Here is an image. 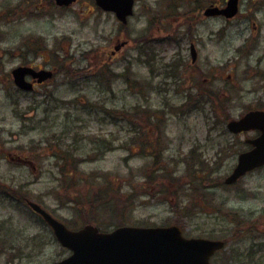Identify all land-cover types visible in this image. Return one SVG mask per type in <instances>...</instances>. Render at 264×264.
<instances>
[{"label":"rangeland","instance_id":"374dc122","mask_svg":"<svg viewBox=\"0 0 264 264\" xmlns=\"http://www.w3.org/2000/svg\"><path fill=\"white\" fill-rule=\"evenodd\" d=\"M199 4L179 0L171 14L165 0H137L124 29L94 0H78L67 8L54 0H0V226L7 234L0 244V264H50L69 254L26 199L76 228L85 222L100 227L119 223L115 213L94 211L88 217L89 206H76L68 181L72 178L85 199L106 182L124 184L127 194L134 190L137 198L128 224L178 223L188 236L224 239L227 247L214 258L215 264H264V167L234 185L224 184L237 153L247 148L246 134H232L228 120L249 109H264V0H242L232 20L202 17L198 9L207 3ZM145 36L150 46L138 48ZM119 39L129 43L110 53ZM192 42L198 51L194 65ZM35 47H41L42 58L30 53L31 60L45 64L44 58L50 57L56 68L53 100L40 93L13 99L8 74ZM146 48L156 56L153 67L160 72L181 60V76L171 79L152 72L148 57L138 51ZM101 52L108 63L116 55L113 69L128 70L134 80L130 88L113 76L111 94L104 85L102 96L116 102L105 105L97 94L102 89L100 71L90 65L103 59ZM203 80L225 96V110L212 111L208 102L200 108L198 97L193 100L198 108L187 107L185 88L196 90ZM105 107L124 119H98ZM97 138L101 149L108 142L114 149L99 156L92 144ZM55 141L56 146L61 141L74 146L81 160L74 167L70 160L76 157L69 155L61 163L71 172L66 178L54 164L59 160L53 156ZM151 152L160 156L164 172L157 171ZM199 154L207 162L204 173L196 167ZM195 169L199 182L190 177ZM202 184L205 192L200 191Z\"/></svg>","mask_w":264,"mask_h":264},{"label":"water","instance_id":"95a60500","mask_svg":"<svg viewBox=\"0 0 264 264\" xmlns=\"http://www.w3.org/2000/svg\"><path fill=\"white\" fill-rule=\"evenodd\" d=\"M76 1L55 0L59 6H70ZM239 1L227 0L224 7L211 5L204 13L231 18L239 11ZM96 3L104 10L115 12L119 20L126 22L134 12L135 0H96ZM193 58H196L195 51ZM28 72L39 74L40 80L52 75L46 70L37 73L30 67L16 68L13 72L15 82L26 89L30 83L25 81L24 75ZM228 128L234 133L249 129L261 131L258 137L248 139L253 148L239 154L236 166L225 180L230 184L264 164V110H251L239 119L231 120ZM28 204L54 229L61 244L73 251L67 258L51 264H211L210 257L224 246L222 240L185 237L182 228L177 225L123 226L112 232H101L98 227L87 225L81 230L72 231L39 203L29 200Z\"/></svg>","mask_w":264,"mask_h":264},{"label":"trees","instance_id":"16d2710c","mask_svg":"<svg viewBox=\"0 0 264 264\" xmlns=\"http://www.w3.org/2000/svg\"><path fill=\"white\" fill-rule=\"evenodd\" d=\"M165 1L169 5H174L176 7L178 6V3H179V0H165ZM209 1L210 0H189L190 3H192V4L200 3L199 5H201L202 3H205V2L209 3ZM214 1L221 2L223 0H214ZM182 5L183 4H181L179 6H182ZM144 38H146V36L141 38V40L143 42H145ZM148 49L149 48H146L147 51L144 50V53L146 55L149 54ZM155 61H156V56L153 54L149 57V59L146 60V62L149 63V67L151 68L152 72H157L158 75H163L164 78L170 77L173 79H174L173 76H175L177 74L181 75L180 74V70H181L180 67L181 66L174 65V66H171L170 69L167 68V66H166L164 68L163 72H160L158 68L154 69V67H153ZM63 71L66 75H69V73L66 69H63ZM157 74H154V75H157ZM121 76L123 78H125V81L130 84V88H131V84L134 82V80H130L128 70L126 72L122 73ZM204 82H206V81L205 80L200 81L198 86H196V90L194 89L193 91H189V89H188L187 91H185V96H186L185 97V99H186L185 103H186L187 107L189 109L198 108L197 104L193 103L194 98L198 97L199 99H201V103L199 104L200 108H202L203 104L208 102L210 104L211 110L213 108L215 109V111L225 110L226 109V99H223V97H225V96H223L220 92L211 90L210 85H206ZM191 84H193V83H191ZM138 91L140 92V94H142L143 88H139ZM227 99L230 102L231 97H228ZM136 107H138V106H136ZM136 110H138V109H136ZM108 112L113 117V119H118L121 117L119 115L114 114L111 111H108ZM121 118L124 119V117H121ZM150 119H151V117H150ZM65 132L69 133L70 130L65 131ZM77 135H78L77 133L74 135L73 145H75L74 143L76 141H78ZM62 138H64V137L62 136ZM56 141L53 143L55 145V147H53V156H55V158H56V156H58L59 160L54 161V164H55V166H57L59 168L61 176H64V178H66L68 175H70L71 172L69 171L67 164H61V163L63 161H66L67 159L70 160L68 158L69 155L76 157L74 155L75 147L72 145L66 146L64 141H61V143H58V145L56 146ZM96 141H97V143H100V144L102 142L101 139H98ZM100 144L95 147L98 155H99V151H102V153H104L105 151H108V150H111L114 148L113 145L111 144V142H108V144L103 149L100 148ZM71 148H73V149H71ZM58 149L61 152L56 155ZM195 152H196V149L190 151V154H194ZM151 155L153 157V164L155 165V167H157V171L164 172L165 170L163 169V167H160V163H161L160 156L157 154H153L152 152H151ZM88 157H93V156H91V155L85 156L86 159ZM78 158L76 157V158H73V160H70V161H72L74 167L78 166L79 163L81 162V160ZM196 161L198 163V166H196V167L198 168V170L200 172L204 173L205 172L204 171V168H205L204 165L207 162L202 158L201 154H199V159H197ZM189 164L191 165V167L193 166V164L196 165L195 163H192V162H190ZM198 170L195 169V171H192L190 174L191 179L192 180L194 179L193 182H196V181L199 182V179L197 178V175H196V173H198ZM148 179H150V178H149V176L146 175L145 180L147 182H148ZM68 181H69L70 187H72L71 188V194L74 197L73 201L75 202V205L79 206V207H81V205L89 206V211H87L88 217H92L94 215V213H93L94 211H104V212H108V213L109 212L115 213V215L119 217V218L118 217L116 218L117 221L119 222V223L117 222L118 225H123L124 223H127L126 219H127L128 211H130L132 209L133 203H134L135 199L137 198V197H135L136 193L134 192V190L131 189V192L129 194H127V192L124 191V189H125L124 184H121V185L116 184L117 186L113 187L110 182H106L105 184L103 183V185L101 184V185L97 186L98 188L93 192L92 196L90 198L85 199L86 196L83 194L82 190L79 189L77 180L72 178L71 180H68ZM188 186H189L188 189L193 190V187H190L191 182L188 183ZM204 186H205V184L204 185L202 184V186L199 185L201 192H205ZM80 212H82V211L80 210ZM109 227L110 226H108V227L106 226L104 229H109ZM0 234H1L0 235V244L3 245L4 239H5L4 237H7V234L5 231L2 232V226H0ZM2 238H4V239H2Z\"/></svg>","mask_w":264,"mask_h":264},{"label":"flooded vegetation","instance_id":"af4514ba","mask_svg":"<svg viewBox=\"0 0 264 264\" xmlns=\"http://www.w3.org/2000/svg\"><path fill=\"white\" fill-rule=\"evenodd\" d=\"M205 7H203V8L199 7L198 10L201 11ZM126 25H121V27L124 28V26H125L124 29H126L127 28ZM120 41L121 40L119 39L118 42H120ZM125 41H127V43H129L128 42L129 40L125 39ZM28 48H30V47H28ZM30 53L33 54L32 56L34 58H39V57L42 58V55H41L40 51L37 49V47L33 48L30 52H27V56L19 57L20 62L17 65H15L8 74L7 80H8V82L12 83V90L14 91V92H12V90H10L9 95L13 99H15V95H17V96L23 95V94L26 95L27 93H30L31 96L32 95L35 96L36 93H40L41 95H43L44 99L51 98L53 100V86H52V82H51V81H53V76H52V78H49V79L39 80V77H35L34 74L27 73L25 75V79L31 84L29 86V88H30L29 90L20 88L15 84L14 77H13V70L15 67H17L19 65H21L23 67H32V68H36V69L46 68V69H50L53 73V61L51 60L50 57H49V59L44 58L43 63H45V64H42V63L37 64L33 60H31V58H30L31 54ZM101 53H102L103 59H101L100 62L99 61L92 62L91 65H93V67H95V69H97V71H100V73H98L100 76V82L99 81L98 82H99V85L101 86L102 89H99L97 94H98V97L101 99V101L104 103V96H102V93L104 94L105 92H107L104 88V85H106L107 89H110L112 87V85L114 84V82L112 81V78H114L113 76H117V73H110V74L107 73V71H105V67H106V65L112 66L114 63H116V60L114 61V58L116 55H114L113 57H110V63H108V61L104 60V52H101ZM110 53L115 54L116 51L113 49L112 51H110ZM176 76L178 78L181 75H175L173 77L175 78ZM108 93L111 94V92H109V91H108ZM36 97H37V95H36ZM30 109H31V107L28 110H30ZM21 117L24 119V115H22ZM247 147L249 148V146H247Z\"/></svg>","mask_w":264,"mask_h":264}]
</instances>
